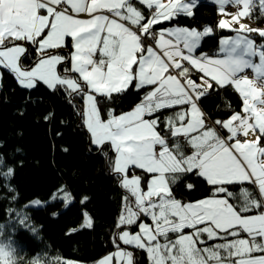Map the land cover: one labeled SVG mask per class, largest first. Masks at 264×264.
Segmentation results:
<instances>
[{"label":"snow or ice","instance_id":"snow-or-ice-1","mask_svg":"<svg viewBox=\"0 0 264 264\" xmlns=\"http://www.w3.org/2000/svg\"><path fill=\"white\" fill-rule=\"evenodd\" d=\"M199 3L0 0V68L25 89L42 82L53 92L64 89L73 99L81 97L80 115L92 144L105 156L106 148L115 152L110 164L127 195L117 223V250L100 264H137L134 252L119 242L143 250L148 264H264V30L231 27L257 5L264 13V0H214L221 14L227 5L237 11L231 21L218 22L219 29L235 35L222 37L213 56L197 55L202 39L213 33L211 27L154 29L181 15L193 17ZM257 31L260 43L247 34ZM66 37L72 40L71 56L51 54L49 50L64 47ZM33 51L37 57L26 65ZM66 59L71 67L58 73ZM184 62L203 74L200 83ZM229 85L242 98L243 114L212 123L200 107L202 98ZM132 87L150 90L131 111L114 115L110 109L102 119L98 104ZM176 106L180 110L164 120L156 115ZM250 134L254 138L246 139ZM185 145L191 154H185ZM137 169L141 175L135 174ZM12 173L5 167L0 178ZM188 174L203 177L212 194L195 202L178 200L174 186ZM244 182L254 185L260 198L241 188L242 202L231 203L236 197L229 186ZM64 199L70 194L64 192ZM20 223L27 226L26 220ZM84 226L91 227L90 218ZM131 226L139 231H130ZM241 233L248 238H240ZM14 255L10 244H0V264H15Z\"/></svg>","mask_w":264,"mask_h":264},{"label":"trees","instance_id":"trees-1","mask_svg":"<svg viewBox=\"0 0 264 264\" xmlns=\"http://www.w3.org/2000/svg\"><path fill=\"white\" fill-rule=\"evenodd\" d=\"M140 7L147 16L148 10ZM219 17L214 4L201 1L193 17L181 15L154 28L184 26L202 30L211 27L213 33L202 39L198 53L213 56L220 38L234 34L218 28ZM243 19L249 28L264 29V13L258 5ZM247 34L257 43L262 42L258 31ZM70 51L67 41L62 49L50 53L68 58ZM36 57L33 51L25 64H31ZM64 67H71L69 59L58 66V72L63 73ZM191 75L195 80L200 77L194 72ZM148 90L132 87L123 94H113L112 101L98 104L102 119L108 118L110 109L114 115L128 112ZM202 101L200 107L212 123L227 120L239 113L243 105L242 98L230 85L217 88ZM180 107L162 109L156 115L164 120ZM82 110L81 97L73 99L64 89L53 92L42 83L34 89L22 88L13 74L0 68V157L3 158L0 172L5 167L13 169L10 178H0V240L13 242L15 264H64V260L94 264L116 250L114 240L120 230L117 223L127 193L120 186L119 176L112 171L110 160L114 161L115 153L106 148L108 156H105L91 144L80 115ZM184 151L189 154L190 148L185 145ZM135 174L141 175L142 171L136 170ZM146 180L145 174L143 186ZM188 184L193 187L187 188ZM211 187L203 177L188 174L174 186L173 194L182 203L195 202L210 196ZM241 188H247L258 199L252 185L236 184L229 186L236 197L231 203L242 202ZM64 192L70 194L69 200L63 198ZM34 199L43 205L26 207ZM85 214L92 222L89 228L81 227ZM21 220H26L27 226ZM137 229L130 227L133 232ZM120 247L133 251L137 264H148L143 250L121 244Z\"/></svg>","mask_w":264,"mask_h":264},{"label":"rangeland","instance_id":"rangeland-1","mask_svg":"<svg viewBox=\"0 0 264 264\" xmlns=\"http://www.w3.org/2000/svg\"><path fill=\"white\" fill-rule=\"evenodd\" d=\"M206 2H208L209 0H205ZM228 7V8H227ZM218 8V11H219V7H217ZM226 13L225 14H221L220 12H219V20H221V19H226V20H229V21H231L230 20V18H231V16H232V14H234L236 11H237V8L236 7H233V6H231V5H227L226 7ZM227 9H229L230 11H228L227 12ZM244 17H242V18H240L239 19V22L237 23L238 24V27L240 26V24H244V19H243ZM235 26V24H231V27H234ZM261 30H264V29H261ZM221 39V38H220ZM219 47V46H218ZM205 53V52H204ZM206 54H208V53H206ZM199 55V54H198ZM247 71H249L250 73H251V70H247ZM249 77H252V74H250L249 75ZM200 81V80H199ZM201 82V81H200ZM89 133V132H88ZM89 136H90V134H89ZM157 149H159V147L157 148ZM114 152V151H113ZM115 153V152H114ZM143 186V185H142ZM145 189H146V184H145ZM63 198H64V194H63ZM37 201H39V205L37 206L36 205V202ZM43 205V202L42 201H40V200H38V199H34V200H31L30 202H28L27 203V205H26V207H34V208H37V207H40V206H42ZM90 217L87 215V214H85L84 215V222H83V224L81 225V227H85L84 225H85V221H86V219H89ZM143 222H145V223H151V221H146V218H144V220H143ZM92 223V222H91ZM132 227V226H131ZM85 228H89V227H85ZM1 229V228H0ZM129 230H130V228H129ZM131 231V230H130ZM137 231H139V229H137ZM137 231H135V232H137ZM0 232H1V230H0ZM133 232V231H132ZM9 243H10V245L12 246V241L10 242V241H8V240H0V244H4V245H9ZM122 245H124L123 243H121ZM128 246V245H127ZM128 247H131V246H128ZM121 248H124V249H126V247H121ZM117 250V249H116ZM116 250H114V251H112V252H110V253H108V254H106V255H104L102 258H100L98 261H96L94 264H100V261L102 260V259H104L106 256H108V255H110V254H112V253H114ZM64 262V264H85V263H83V262H78V261H73V260H64L63 261Z\"/></svg>","mask_w":264,"mask_h":264},{"label":"crops","instance_id":"crops-1","mask_svg":"<svg viewBox=\"0 0 264 264\" xmlns=\"http://www.w3.org/2000/svg\"><path fill=\"white\" fill-rule=\"evenodd\" d=\"M201 1H204V0H200V2ZM164 2L166 3L167 2V0H164ZM209 3H211V4H214L216 7H219L218 5H216L215 3H214V0H209ZM80 18H86V15L85 14H81V16H80ZM230 20H231V18H230ZM165 22H167V21H165ZM164 23V22H163ZM233 24H235V26L234 27H232L233 29H238L239 27H238V24L237 23H233ZM244 25L246 26V27H248V25L246 24V22L244 21ZM155 26H157V25H155ZM166 28H168V27H166ZM154 29H156V30H159V29H161V28H154ZM198 31H203V29L202 30H198ZM233 35H235V33L233 34ZM233 35H231V36H233ZM67 41H69V43H70V45H71V51H70V53H69V57L71 56V54L74 52V48L72 47V40H71V38L70 37H66L65 38V44H66V42ZM65 46V45H64ZM63 48V47H62ZM62 48H59V49H62ZM53 50H57V49H53ZM50 51H52V50H49V52ZM198 54H200V53H198L197 52V55ZM41 55H43V54H41ZM54 55V54H53ZM55 55H60V56H63L62 54H55ZM209 56H211V55H209ZM70 60V59H69ZM185 63V66L186 67H188L189 68V71H190V74L192 73V72H194V73H198L195 69H193V68H191V66L190 65H187V63L186 62H184ZM59 66V65H58ZM58 66H57V71H58ZM70 66H71V63H70ZM59 73V72H58ZM199 74V76H201V75H203V74H201V73H198ZM193 78V77H192ZM249 78H252V77H249ZM194 79V78H193ZM200 79L199 78H197L196 79V81H197V83H200V81H199ZM42 83V82H41ZM19 84V83H18ZM43 84V83H42ZM20 85V84H19ZM21 86V85H20ZM46 86V85H45ZM22 87V86H21ZM23 88V87H22ZM234 88V87H233ZM238 93V92H237ZM239 94V93H238ZM240 95V94H239ZM241 97V96H240ZM176 107H180V106H176ZM184 107H186V106H184ZM83 108H84V101H83ZM133 109V108H132ZM131 109V110H132ZM242 109H243V105H242ZM242 109H241V111L239 112V113H241V114H243L242 113ZM131 110H129V111H131ZM180 110V108L177 110V111H179ZM128 111V112H129ZM126 113V112H125ZM229 119V118H228ZM226 121V120H225ZM83 124H84V122H83ZM90 134V133H89ZM221 134L222 135H224L225 137L227 136V130H223L222 132H221ZM254 138V136L252 135V134H250L249 135V137H247L246 139H253ZM181 140H182V138H181ZM90 141H91V139H90ZM91 144H92V142H91ZM95 146V145H94ZM159 146H157V148H158ZM187 147H189L190 148V146H187ZM189 154H191V149H190V153ZM137 170H139V169H137ZM142 171V170H141ZM146 184V183H145ZM145 184H144V186H145ZM243 184H248L247 182H244ZM239 185H241V184H239ZM253 187H254V189H255V191H256V194H257V197H258V199L260 198L259 197V193H258V189L254 186V185H252ZM126 191V190H125ZM127 193V192H126ZM186 203H189V202H186ZM253 214H256V213H253ZM146 221H150V219H148V218H146ZM120 231V230H119ZM240 238H248L247 237V234L246 233H241V237ZM259 239V238H258ZM219 242V241H218ZM120 244L122 243V242H119ZM210 243H211V241H210ZM122 245V244H121ZM122 246H127V245H122ZM127 249V248H126ZM128 250V249H127ZM253 255H260V253H254ZM113 264H115V261H113Z\"/></svg>","mask_w":264,"mask_h":264},{"label":"built area","instance_id":"built-area-1","mask_svg":"<svg viewBox=\"0 0 264 264\" xmlns=\"http://www.w3.org/2000/svg\"><path fill=\"white\" fill-rule=\"evenodd\" d=\"M228 8V7H227ZM227 11H230L229 9H227ZM248 74L250 75L251 73L248 71Z\"/></svg>","mask_w":264,"mask_h":264},{"label":"clouds","instance_id":"clouds-1","mask_svg":"<svg viewBox=\"0 0 264 264\" xmlns=\"http://www.w3.org/2000/svg\"><path fill=\"white\" fill-rule=\"evenodd\" d=\"M15 251H16V250L14 249V253H15Z\"/></svg>","mask_w":264,"mask_h":264},{"label":"bare ground","instance_id":"bare-ground-1","mask_svg":"<svg viewBox=\"0 0 264 264\" xmlns=\"http://www.w3.org/2000/svg\"><path fill=\"white\" fill-rule=\"evenodd\" d=\"M205 1V0H204ZM226 7V6H225ZM228 12V11H227Z\"/></svg>","mask_w":264,"mask_h":264}]
</instances>
